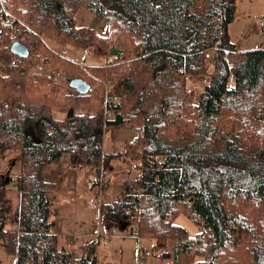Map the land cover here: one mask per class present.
I'll return each mask as SVG.
<instances>
[{
  "label": "trees",
  "instance_id": "1",
  "mask_svg": "<svg viewBox=\"0 0 264 264\" xmlns=\"http://www.w3.org/2000/svg\"><path fill=\"white\" fill-rule=\"evenodd\" d=\"M81 7L104 23V34L77 23ZM236 7L237 0H0V159L21 153L16 184L5 179L0 188V246L15 264H104L102 239L128 228L151 238L167 264H264V46L241 51L232 42ZM15 41L29 57L10 53ZM69 48L104 63L81 65ZM75 78L88 93L70 87ZM109 130L136 137L106 154ZM63 154L73 168H94L93 186L114 158L139 163L138 179L101 206L103 229L79 254L50 221V195L62 181H46L44 169ZM180 216L200 231L190 235Z\"/></svg>",
  "mask_w": 264,
  "mask_h": 264
},
{
  "label": "rangeland",
  "instance_id": "2",
  "mask_svg": "<svg viewBox=\"0 0 264 264\" xmlns=\"http://www.w3.org/2000/svg\"><path fill=\"white\" fill-rule=\"evenodd\" d=\"M77 23L82 26L94 27L104 34L106 29L102 21L95 18L86 8L81 7L76 15ZM264 0H237L236 14L230 26L231 40L241 51H250L264 46ZM15 38V34L12 35ZM33 41V37H28ZM68 55L81 65H100L103 59L96 58L85 51L69 48ZM5 60L11 61L9 54ZM209 70L212 65L208 63ZM52 76L57 74L52 73ZM77 112L82 113L79 106ZM56 119H63L64 114L54 111ZM113 118L112 114H107ZM33 131L35 129L33 128ZM37 135V133H35ZM136 133L130 130H109L103 141V150L106 154L121 153L127 142L132 141ZM21 153L18 150L7 151L0 159V187L9 177L13 184L17 180L20 170ZM70 157L63 154L58 163L48 165L44 169V177L48 182L60 183V189L50 195V221L55 223L53 231L60 237V243L72 244V248L79 254L85 243L98 236L103 226L99 220L101 206L117 201L122 194L123 184L126 181L138 179L140 171L136 168V161L120 156L114 158L102 175L98 185L92 184L96 178L92 166L73 168L70 166ZM9 185L7 195L13 202L14 208L19 204V195L14 185ZM60 186V185H58ZM177 224L186 228L190 235L200 231L185 216H180ZM136 231L128 228L126 231L113 230L104 236L98 250V255L104 264H167L169 260L160 259L152 252L154 241L151 238H136ZM0 264H15V256L8 254L0 246Z\"/></svg>",
  "mask_w": 264,
  "mask_h": 264
},
{
  "label": "water",
  "instance_id": "3",
  "mask_svg": "<svg viewBox=\"0 0 264 264\" xmlns=\"http://www.w3.org/2000/svg\"><path fill=\"white\" fill-rule=\"evenodd\" d=\"M10 53L20 58H27L30 55V49L23 42L15 41L10 46ZM69 85L80 94H86L90 90V85L81 78L70 80ZM6 183H9V177L6 178Z\"/></svg>",
  "mask_w": 264,
  "mask_h": 264
},
{
  "label": "built area",
  "instance_id": "4",
  "mask_svg": "<svg viewBox=\"0 0 264 264\" xmlns=\"http://www.w3.org/2000/svg\"><path fill=\"white\" fill-rule=\"evenodd\" d=\"M260 25H261V26H264V21L260 22ZM85 52L88 53V51H85ZM206 61L209 62V63L211 62L210 54H207V55H206ZM16 181H17V180H15V182H16Z\"/></svg>",
  "mask_w": 264,
  "mask_h": 264
},
{
  "label": "crops",
  "instance_id": "5",
  "mask_svg": "<svg viewBox=\"0 0 264 264\" xmlns=\"http://www.w3.org/2000/svg\"><path fill=\"white\" fill-rule=\"evenodd\" d=\"M0 188H1V187H0ZM115 230H116V229H114V231H115ZM96 237H97V236H96ZM96 237H95V238H96ZM67 246L70 247V248H72V247H71L72 244H69V245L67 244ZM72 249H73V248H72ZM106 264H107V263H106Z\"/></svg>",
  "mask_w": 264,
  "mask_h": 264
}]
</instances>
